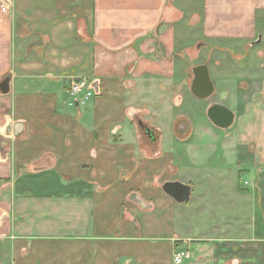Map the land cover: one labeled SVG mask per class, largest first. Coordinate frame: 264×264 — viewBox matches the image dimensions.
Returning <instances> with one entry per match:
<instances>
[{
  "label": "crops",
  "instance_id": "1",
  "mask_svg": "<svg viewBox=\"0 0 264 264\" xmlns=\"http://www.w3.org/2000/svg\"><path fill=\"white\" fill-rule=\"evenodd\" d=\"M0 1V264H170L199 246L211 264H264V205L259 224L245 218L252 198L234 168L196 167L195 138L217 134L184 107L198 100L188 67L206 64L214 98L202 112L232 111L221 153L259 183L264 81L251 67L264 0ZM197 47L215 66L179 60ZM228 50L249 52L240 71ZM72 79L93 95H70ZM172 181L190 186L186 203L163 193Z\"/></svg>",
  "mask_w": 264,
  "mask_h": 264
},
{
  "label": "rangeland",
  "instance_id": "2",
  "mask_svg": "<svg viewBox=\"0 0 264 264\" xmlns=\"http://www.w3.org/2000/svg\"><path fill=\"white\" fill-rule=\"evenodd\" d=\"M263 24H264L263 21H260V20L258 21L259 32L261 33V39H263V42L261 43L260 41L259 42L260 45H258L257 47H255V49H253L254 51L263 49V51L262 53L260 52L259 54L260 61L258 62L259 63L258 65L255 64V62H257L258 60L252 55L254 62L252 63L253 66L251 67L252 70H254L256 74H258L257 79L260 83L264 81V25ZM187 53H188L189 60L179 58V60L182 61V63H184L185 61L186 62L190 61L189 63L190 65H192L194 63L198 64V63L207 61L209 65H211L212 67L217 61V58L214 56L206 60L203 48H198V47L193 48L191 50H188ZM248 54L249 52L248 51L244 52V50L243 51L233 50L232 52L228 50L226 65H229V68L234 73L236 71H240L241 67L246 65L249 60ZM189 63L187 62V66L189 65ZM208 73H209L211 82H213L214 76L210 68L208 69ZM187 76L188 78L186 81L188 80L190 81V79H192V73L189 70V67L187 69ZM225 87L229 88V91H232L233 89H235L233 83L225 85ZM247 92L249 93V95L252 94L251 90L250 91L247 90ZM211 98H214V95H212L209 99ZM218 99H220V97ZM206 100L208 99L188 100L184 105V107L187 106L186 108L190 111V118L193 120V122L196 125H198L199 123L200 124L205 123L204 125L205 127L208 128L207 130H210L217 134V137L215 140H212V138H210L207 134L202 135L201 137L203 138H200L198 136L195 138L196 141L193 147L195 148V151H197L196 158H195L196 167L202 166V165H210L211 167H217V168H225L226 166L230 168H234L232 170V173H229V175L227 176L230 178H235L237 180L236 186H242L245 193L250 194L252 198L250 199L249 197V200L244 203L243 211L245 212V218H247L246 215L248 216L254 215L257 221L258 220L257 218H259L260 216L262 217L261 206L262 204L264 205V171L260 172L259 183H256L257 174L255 170L247 169L246 171H243L242 173L241 172L242 170L238 171L237 169L238 167L236 168L235 163H233L231 159H229L228 157H226V155H223L221 153V150H220L221 135L224 132V129L213 127L207 119L206 112L203 114L202 111L204 110V106L206 105V102H207ZM240 175H241V179L239 178ZM244 181L247 182V185H243ZM225 195L228 196V198H233L232 189L227 188ZM210 198H211L210 196L205 197V201L209 202ZM218 203L219 205H216L217 208H219L220 206H221V209L222 207L225 209L230 208V206L227 205L226 201H222ZM258 222L259 221H257V223ZM260 233L262 235L264 234L261 231ZM184 248L185 249L187 248V250L190 251L188 247H184ZM179 250H183V249H175L174 253ZM192 250L193 251H190L191 252L190 254L192 255V259H190V261L188 262L187 260L184 261L185 262L184 264H211L210 262L207 261V259H209V256H210L208 255V252H210V250L208 251L207 248H202L201 246L194 247V249Z\"/></svg>",
  "mask_w": 264,
  "mask_h": 264
},
{
  "label": "water",
  "instance_id": "3",
  "mask_svg": "<svg viewBox=\"0 0 264 264\" xmlns=\"http://www.w3.org/2000/svg\"><path fill=\"white\" fill-rule=\"evenodd\" d=\"M260 42L258 37L256 43ZM192 81L190 85L191 94L197 99H209L214 93V86L210 80L208 67L206 64L195 66L191 69ZM10 76L5 77L0 81V93L7 94L9 92ZM206 116L209 122L216 128L227 129L234 122V114L230 109L221 104H212L206 111ZM10 129V128H9ZM20 130V125L15 127V134ZM146 133L152 137V132L148 128ZM163 193L174 200L176 203H186L191 195L189 185L178 181L165 182L161 187Z\"/></svg>",
  "mask_w": 264,
  "mask_h": 264
},
{
  "label": "built area",
  "instance_id": "4",
  "mask_svg": "<svg viewBox=\"0 0 264 264\" xmlns=\"http://www.w3.org/2000/svg\"><path fill=\"white\" fill-rule=\"evenodd\" d=\"M0 10L3 13H8L7 5L0 2ZM69 93L74 97L82 96L84 98H89L93 95V87L91 83L86 82L81 79L71 80L69 84ZM191 254L188 250H179L172 255L170 264H183L184 261L189 260Z\"/></svg>",
  "mask_w": 264,
  "mask_h": 264
}]
</instances>
